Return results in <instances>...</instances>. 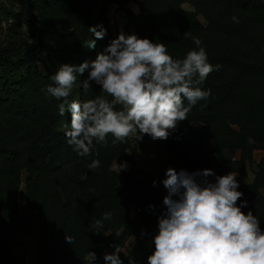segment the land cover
I'll return each mask as SVG.
<instances>
[{"label": "trees", "instance_id": "1", "mask_svg": "<svg viewBox=\"0 0 264 264\" xmlns=\"http://www.w3.org/2000/svg\"><path fill=\"white\" fill-rule=\"evenodd\" d=\"M134 1L41 0L37 2L40 14L33 19L4 10L15 22L24 21L35 29L30 40L37 39L38 45L28 46L25 51L13 46L0 48V207L5 209L14 203L16 208L25 172L28 209L37 212L42 222L37 244L41 264H90V251L97 255L95 264H104L103 254L114 251L110 245L118 243L123 248L131 237L144 246L133 258L136 264H147V256L154 250L157 216L165 209L153 181L161 180L146 174L148 180L138 178L142 173L137 171L122 177L112 168L116 161H133L129 155L133 145H142L151 137L144 135L140 142L132 138L113 146L109 135L106 145L96 143L91 156L80 157L64 135L71 123V112L60 116L58 105L62 101L46 92L48 85L55 86L51 76L61 64L91 62L115 38L107 25V7L116 5L118 11L135 18L139 16L128 8ZM183 4H189L195 12L183 10ZM138 8L140 16H147L157 27L186 26L197 23L202 16L211 28L264 31V0H141ZM233 16L239 23L233 21ZM100 26L107 29L104 39H97L88 30L96 27L100 31ZM89 40L95 41L94 48L87 47ZM168 54L174 59L185 57ZM88 75V70L78 74L69 100L83 102L102 94L94 82L83 89L81 82ZM228 100L226 97L225 101L193 107L188 120L180 122L162 145L188 171L207 168L217 169L219 175L232 172L246 176L249 169L256 167L248 189L257 192L264 189V155L259 164L254 158L256 149L264 152V103L230 115ZM250 138L256 146L249 143ZM207 141L215 146L216 165L206 152ZM97 151L99 157L95 155ZM96 158L101 161L100 168L89 169ZM120 180L125 186L120 185ZM7 211L0 214L1 228L10 227L16 217L23 224L16 209ZM109 211L112 219L103 221L102 229H94V221ZM96 231L100 234H94ZM142 231L147 233L144 240ZM66 235L75 238L73 245L66 243ZM0 257L5 260L8 256L1 253ZM121 260L129 264L128 259Z\"/></svg>", "mask_w": 264, "mask_h": 264}, {"label": "clouds", "instance_id": "2", "mask_svg": "<svg viewBox=\"0 0 264 264\" xmlns=\"http://www.w3.org/2000/svg\"><path fill=\"white\" fill-rule=\"evenodd\" d=\"M232 19L239 23L235 16ZM88 30L97 39L107 35L103 26L100 31L96 27ZM192 40L198 50L174 59L164 43L120 31L93 61L61 64L51 76L55 86L48 85L46 92L62 101L58 105L60 116L71 112L64 135L78 156H91L95 144L106 145L109 135L113 146L132 138L140 142L144 135L154 141L167 140L180 122L188 120L198 102L208 100L211 89L194 85L203 84L219 65L208 63L198 37ZM87 47L94 48L95 41L89 40ZM86 70L89 75L81 82L83 89L94 82L102 94L83 102L69 100L78 74ZM95 155L99 157V152ZM100 166L98 158L88 165L92 170ZM112 168L119 175L128 164L116 162ZM165 177L161 181L167 191L165 210L157 216L158 231L152 237L154 250L147 256V264H264V230L251 209L242 210L248 208V201L238 190L237 175H217L207 168L177 171L169 167ZM209 177H214V182ZM156 183L154 180V187ZM112 215L110 211L103 213L92 227L102 229L103 221L111 220ZM146 234L142 231L141 238ZM65 240L69 245L75 243L69 235ZM110 247L114 251L104 253V264H123L121 246L114 243ZM88 255L90 264H95L96 253ZM126 257L129 264H136L133 257Z\"/></svg>", "mask_w": 264, "mask_h": 264}, {"label": "rangeland", "instance_id": "3", "mask_svg": "<svg viewBox=\"0 0 264 264\" xmlns=\"http://www.w3.org/2000/svg\"><path fill=\"white\" fill-rule=\"evenodd\" d=\"M38 1L41 0H0V48L13 46L25 51L28 46L38 45L37 39L30 40L31 34L35 32L32 26L24 21L15 22L4 12L6 9L22 14L27 18H37L40 14L37 6ZM140 2L141 0H135L128 6L135 16H139L135 18H130L124 12L118 11L116 5H109L105 14L109 30L114 37L120 31L134 32L141 38L147 37L153 39L155 43H164L168 53H174L178 56H185L190 50H198L192 40V37H198L207 52L208 63L213 66L219 65V69L210 73L203 84L196 85L204 90L211 89L212 92L207 101H200L196 106H205L217 100L225 101L226 97H229L228 101L230 102H228L227 110L228 114L231 115L234 112L241 113L243 111L241 109L245 107H251V105L259 102L264 103V74H262L264 71V31L252 32L246 29L228 27L211 28L202 16L197 18V23H190L186 26L157 27L147 20V16H140L138 8ZM181 8L185 11L195 12L189 4H183ZM39 68L44 70L41 64H39ZM231 91L234 93L229 95ZM249 143L256 146L252 138H250ZM207 150L209 151V148ZM130 153L129 155L134 158L133 161H128L132 167L129 172L119 175L124 177L133 171H137L142 173L137 175L138 178L148 180L144 176L145 172L137 170L136 157ZM254 155L257 158V164L263 158L264 152L256 149ZM214 158L216 161L215 153H213L212 159ZM252 171L254 173L256 167L252 168ZM146 175L153 177L149 174ZM26 178L27 174L24 172L22 185L16 197V208L14 203L5 209L0 207L1 216H3L2 212L4 211L16 209L18 218L22 216L24 219L22 225L16 217L10 227H0V254L6 253L8 256L5 260L0 257V261L6 264H41L37 244L42 222L37 212L28 209ZM163 179L164 177H161L159 180L162 181ZM120 185L125 186V183L120 180ZM248 186L250 185H240L238 188L244 193L242 199L248 201V208L242 210L247 212L251 209L253 214L260 219L261 228L264 230V189L254 192L249 190ZM153 189L163 204V197L167 194L163 184L157 183ZM27 222H29V228H26ZM142 240H144L143 237ZM143 247L136 241V238L131 237L122 248L121 257L128 259L126 256H131L135 258ZM107 252L111 253L112 250Z\"/></svg>", "mask_w": 264, "mask_h": 264}, {"label": "crops", "instance_id": "4", "mask_svg": "<svg viewBox=\"0 0 264 264\" xmlns=\"http://www.w3.org/2000/svg\"><path fill=\"white\" fill-rule=\"evenodd\" d=\"M199 125V124H196ZM197 128H200L201 126H195ZM209 148V151L207 150ZM205 149L206 152L209 154L210 162L213 165H216L217 160L215 161V158H213V153H215V146L211 141H207L205 143ZM130 153V152H129ZM135 155V161L137 163V170L143 171L146 174L152 175L154 178L159 180L161 177H165V172L169 167L175 168L177 171L180 169H185L184 165L182 164V161L174 157L170 154H168L166 151H164L162 140H152L149 139L144 144H134L133 150L131 152ZM130 153V154H131ZM255 163L257 161L256 156L254 155ZM118 164L123 163L125 161H116ZM114 162V164L116 163ZM128 164V169L126 171H121L120 174H125L130 171L131 164L130 162L126 161ZM260 163V160L257 162V164ZM113 164V165H114ZM254 168V167H253ZM255 170V169H253ZM117 172V171H116ZM214 172L219 175V171L217 169L214 170ZM118 173V172H117ZM237 175L236 179L239 182V185H251L254 181L255 175L253 171L250 169L246 176H241L237 173H233ZM210 181L214 182V177L209 178ZM157 186V183H156Z\"/></svg>", "mask_w": 264, "mask_h": 264}]
</instances>
